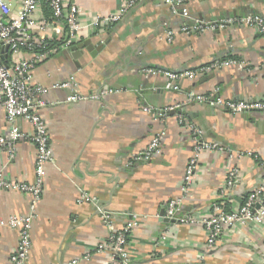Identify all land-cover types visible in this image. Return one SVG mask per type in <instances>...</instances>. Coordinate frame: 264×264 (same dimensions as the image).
Wrapping results in <instances>:
<instances>
[{"label": "crops", "instance_id": "crops-1", "mask_svg": "<svg viewBox=\"0 0 264 264\" xmlns=\"http://www.w3.org/2000/svg\"><path fill=\"white\" fill-rule=\"evenodd\" d=\"M68 1L87 20L80 42L92 39L103 47L95 56L84 51L77 60L62 49L37 65L31 81L49 87L74 77L82 94H106L75 103L66 102L68 89L47 94L41 113L54 159L46 165L44 190L35 210L30 194L0 188V220L34 215L26 264H113L108 254L96 251L108 233L98 207L112 213L116 227L130 215L143 217L129 239L133 264H264V220L225 229L215 248L207 251L204 226L176 225L163 217L166 202L182 195L186 165L195 146V134L186 132L179 114L193 129H200L204 139L223 148L202 154L181 215H207L229 169H238L241 177L230 195L231 205L242 203L264 178V113L236 115L213 103L188 100L190 91L206 94L217 87L229 99L263 97L264 38L247 26L178 33L171 42L166 31L197 19L249 13L264 17V0H184L178 9H187L189 17L174 14L166 0H141L114 26L104 29L91 22L117 13L123 0ZM61 33L60 39L66 36L64 27ZM231 56L248 66L223 67L194 81L182 80L178 91L167 88L166 78L142 72L146 67L183 72ZM145 105L176 108L165 117H154L142 110ZM17 124L28 137L18 141L14 158L0 148V172L10 181L33 183L37 149L30 136L34 128L24 119ZM7 130L0 104V134ZM161 131L166 135L161 153L150 162L129 165L131 156ZM82 193L96 202H79ZM18 239L17 228L0 227V264H11Z\"/></svg>", "mask_w": 264, "mask_h": 264}, {"label": "built area", "instance_id": "built-area-1", "mask_svg": "<svg viewBox=\"0 0 264 264\" xmlns=\"http://www.w3.org/2000/svg\"><path fill=\"white\" fill-rule=\"evenodd\" d=\"M140 1L123 0L121 9L117 13L104 19H94L91 24L99 25L103 29L112 27ZM183 2L184 0L165 1L172 7L174 14L189 17L187 9H178V6ZM47 8L53 12L52 18L47 17L45 12ZM86 21L82 11L76 5L69 3L68 0H0V104L5 110L8 124L7 133L0 134V148L9 153L11 158L16 156L18 141L28 137L17 124L19 119H24L29 121L34 128V134L30 138L37 149L35 181L33 183L10 181L0 172V188L30 194L34 210L41 200L44 190L46 165L54 159L47 121L41 113V110L47 105V94L53 89H68L71 92L66 98V102L75 103L88 99H100L106 92L84 95L79 91L74 77L49 87L34 84L31 81V73L37 65L47 61L60 50L80 42ZM64 25L67 27L66 37L68 40L60 47H54L53 43L59 41L60 36H63L61 32ZM230 26L250 27L264 38V17L257 13L216 20L197 19L191 24L167 30L166 38L171 42L178 33L204 34L224 30ZM6 46L9 47L8 50L5 49ZM3 56H6L8 61H5ZM234 66L246 68L248 65L239 59H217L208 65L183 72L160 67H146L142 69V72L146 76L166 78L167 88L178 91L182 80L194 81L200 75L210 73L215 69ZM109 92L113 93L114 90ZM188 100L201 104L213 103L216 107L236 115L264 113V96L257 99H229L221 95L218 87L206 94L190 91ZM175 108L171 106L159 110L145 105L142 110L154 117H165ZM178 120L186 132L195 134V146L186 165L181 188L182 195L166 202L163 217L176 225L200 224L204 226L207 232L205 249L211 251L215 248L219 236L225 229L241 227L250 221L261 222L264 220V178L262 183L252 190L242 203L231 205L230 195L241 177L238 169H229L215 193V199L211 203L207 215L201 217L190 214L181 215L184 199L191 193L202 154L222 151L223 148L217 143L204 139L201 130L193 129L194 127L188 123L184 115L179 114ZM165 137L163 131L156 133L143 150L131 156L129 165L147 163L157 157L161 153ZM252 154L249 153V155ZM79 202L95 203L96 199L88 193H82ZM258 205L259 207H257ZM98 211L107 226L108 233L107 237L96 245V251L108 254L113 264H133L128 251L129 239L134 229L139 227L143 217L137 214L130 215L123 226L116 227L112 213L104 211L101 207H98ZM33 220L34 215L32 214L0 220L1 228L10 227L19 230L18 243L10 256L11 264H26L32 247ZM167 236L168 233H165L162 238L165 239Z\"/></svg>", "mask_w": 264, "mask_h": 264}, {"label": "water", "instance_id": "water-1", "mask_svg": "<svg viewBox=\"0 0 264 264\" xmlns=\"http://www.w3.org/2000/svg\"><path fill=\"white\" fill-rule=\"evenodd\" d=\"M100 46H101V48L103 47L102 44ZM8 48L9 47L6 46L5 49L8 50ZM101 48L96 46L94 44V42L92 41V39H86L83 42H79V43L73 44L72 46L67 48L65 50V52H67L75 60H77L83 55L84 51H88L92 56H95V52H97ZM3 58H5V56H3ZM243 115H247V114L244 113ZM257 207H259V205ZM166 220L169 221L168 219H166Z\"/></svg>", "mask_w": 264, "mask_h": 264}, {"label": "trees", "instance_id": "trees-1", "mask_svg": "<svg viewBox=\"0 0 264 264\" xmlns=\"http://www.w3.org/2000/svg\"><path fill=\"white\" fill-rule=\"evenodd\" d=\"M45 12H46V15H47V17L48 18H52L54 15H53V12L51 11V9H49V8H47V9H45ZM64 28H65V32H67V27H66V25H64ZM184 34V33H183ZM187 35V34H186ZM193 35H195V34H193ZM68 40V37H63L62 39H60L59 41H55L54 43H53V46L54 47H60L62 44H64L66 41ZM227 59H237V58H235L234 56H231V57H229V58H227ZM5 61H8V59H6ZM228 206H229V204H228Z\"/></svg>", "mask_w": 264, "mask_h": 264}]
</instances>
